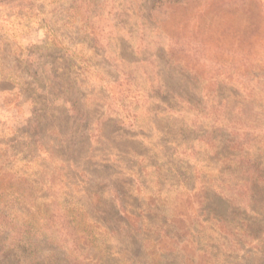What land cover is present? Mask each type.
<instances>
[{
	"label": "rangeland",
	"instance_id": "obj_1",
	"mask_svg": "<svg viewBox=\"0 0 264 264\" xmlns=\"http://www.w3.org/2000/svg\"><path fill=\"white\" fill-rule=\"evenodd\" d=\"M0 187L34 264H264V0H0Z\"/></svg>",
	"mask_w": 264,
	"mask_h": 264
},
{
	"label": "trees",
	"instance_id": "obj_2",
	"mask_svg": "<svg viewBox=\"0 0 264 264\" xmlns=\"http://www.w3.org/2000/svg\"><path fill=\"white\" fill-rule=\"evenodd\" d=\"M80 3H82V1ZM91 32L93 37L96 36L93 30ZM96 41L98 42V40ZM193 49L196 51L195 48ZM204 52L205 50H203L201 54H205ZM222 68L221 65L218 66V70H222ZM193 81L196 82L197 80L193 79ZM217 108L221 110L222 106L219 105ZM232 134L233 133H230V136H232ZM8 190L0 187V197L2 198V202L14 200L17 203L20 202V204H26L28 201L35 205L37 203V199H34L33 194L30 191L18 187L17 191L12 187H8ZM3 212L4 211L0 214V257L9 259L10 262L6 261L8 264H34L35 261L39 262L37 257L40 255V246L43 244L42 241L44 239V237L42 239L37 237L38 233L43 232L41 228L37 227L39 224L36 223L38 224L36 226L35 223H25L19 226L16 224L15 220L12 219L10 214H5ZM69 218L70 217H68V219ZM42 220L43 218H40V222ZM43 222H45V220H43ZM69 223H72V221ZM33 239H36L37 241H33ZM74 241L76 244L73 243V245L76 247L78 241H76V239ZM44 242L50 243V241L46 240Z\"/></svg>",
	"mask_w": 264,
	"mask_h": 264
}]
</instances>
